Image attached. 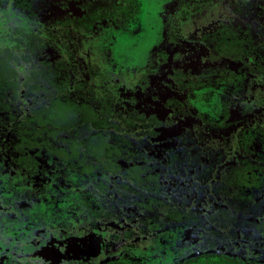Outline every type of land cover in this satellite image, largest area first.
I'll return each mask as SVG.
<instances>
[{
  "label": "rangeland",
  "instance_id": "obj_1",
  "mask_svg": "<svg viewBox=\"0 0 264 264\" xmlns=\"http://www.w3.org/2000/svg\"><path fill=\"white\" fill-rule=\"evenodd\" d=\"M14 1L0 0V49L9 48L24 59L32 58L35 64L39 57H54L64 62L54 65L50 80L45 79L42 72L31 73L36 80L31 84L32 90H27L45 98L49 105L45 112L54 111V108L61 110L56 103L65 99L49 102L47 94L33 90L36 85L46 84L49 89L63 86L58 96L61 97L67 93V86L72 88L79 83L78 92L71 93L70 89L69 94L74 99L94 94V104L107 94L113 104L112 118L119 125L126 121L122 118L131 116L129 112L145 117L156 115L161 119L158 136L146 137L154 143L156 154H163L164 140L197 127L202 117L210 121L222 117L218 91L193 88L187 80L223 67L231 78L227 91L237 102L231 108L235 112L232 117L258 113L264 122V74L251 72L250 62L237 65L229 58L212 59L211 46L200 38L228 15L227 3L219 0H140L142 16L139 9L132 10L130 19H126L119 10L120 13L113 16L115 20L97 21L94 30L88 33L74 32L78 45L71 51L74 46L67 45V41L71 42L67 25L59 24L60 30L55 32V22L66 15L83 14L85 9L81 2L85 0L41 1L34 17L24 15ZM262 6L259 22L264 27V4ZM68 28L74 29L71 24ZM142 29L146 34L144 40L150 42L148 47L141 46V41L137 40V33ZM46 30L56 34L43 50L36 44L25 47L35 39L49 38ZM163 30L164 43L161 42ZM116 34H120L117 41ZM171 38L179 43L190 38L194 50L188 48L187 53L195 55L199 50L194 70L173 74L168 67L179 64L175 58L162 68L170 55L167 46ZM121 40L126 42L122 44ZM142 54L147 56L145 62L150 59L148 63L153 65L142 61ZM134 65L132 70H127ZM20 90L23 91L22 85ZM167 95L170 98L166 99ZM25 113L26 110L20 115ZM61 117V113H54L51 119L82 134L86 131L79 115L72 116L68 123L62 122ZM132 123L135 126L131 134L140 136V128L136 122ZM251 132L247 130L248 134ZM9 138L11 136L5 134L0 147L5 146ZM49 142L53 148L25 149L32 160L22 166L10 164L7 155L0 156V264H264V215L257 218L263 223L258 238L248 240L242 237L240 229L238 234L221 230L222 221L215 219L218 215L213 218L220 230L211 231L186 222H162V218L145 221L141 210H130V207H122L117 214L120 205L112 204L114 192L111 189L117 190L115 177L100 170L78 173L54 150L59 147ZM257 152H264L259 143ZM98 181L107 185L103 191L96 186ZM133 184L140 186L134 180ZM256 192L259 198L264 195L259 189ZM220 231L224 236L219 235Z\"/></svg>",
  "mask_w": 264,
  "mask_h": 264
},
{
  "label": "flooded vegetation",
  "instance_id": "obj_2",
  "mask_svg": "<svg viewBox=\"0 0 264 264\" xmlns=\"http://www.w3.org/2000/svg\"><path fill=\"white\" fill-rule=\"evenodd\" d=\"M58 1L59 0H48L47 2H45L42 0V2L45 3ZM201 1L212 2L214 0ZM219 1H222L225 4L227 3V6L229 8L228 15L226 17H223L222 21H219L210 29L205 31L204 34L200 37L202 40L206 41V44L211 46V55L213 57L212 59L219 60L221 58H229L232 63L237 65L238 63L250 62L251 72H261L264 74V65L262 64V62H264V59H261L264 58V27L259 22L260 16L261 14H263L262 5L264 4V0H242L244 2H254V6L252 7H248L245 4L242 6H238L236 2L237 0ZM40 2L41 0H39L37 4H34L32 7L35 11V14L26 13L24 7L16 4V0L14 1V5L20 8L24 15L34 17L38 14V7L40 6ZM141 4L142 3L140 0H85L81 2V7H84L85 12L78 16L70 17L66 15L62 18L57 19V21L55 22V32L60 30L59 24H64L63 21L66 18L70 19L67 23H65L67 25L69 34L68 39L71 40V42L67 41V45L74 46L71 47L73 49L71 51H75L74 49L78 44L75 43V38L77 35H75L74 32H77L78 34L80 30H82V32L88 33L89 31L94 30L95 23L97 21L114 18L113 16L120 13L119 10H121L124 18L130 19L132 10L136 12L139 9V6L140 9H142ZM140 9L139 13L142 16L143 13H141ZM84 17H86L85 20H83ZM232 23L238 24L242 28H246L248 32H252L256 37V47L253 51H240V54H237L239 53V49L237 48L238 45L235 46L231 43L216 41L213 35V31L218 28V26H230L232 25ZM69 24H71L74 29L70 30L68 28ZM46 32L47 35L50 36L49 38L45 39L43 37L40 40L35 39V42L33 43H28V45L26 43L25 47L27 48L29 45L33 46V44H36L39 46V50H43L45 45L50 43L48 40L53 36V34H56L55 32L52 33V31L48 30H46ZM257 32L260 33L256 34ZM118 35L120 34L114 35V38L116 37V41L118 40ZM145 35L146 34L142 29L141 33H137V40L141 41V46L148 47L149 45H147V43L149 41L147 39L144 40ZM81 37L83 38V34H81ZM205 37H207L208 39H204ZM164 38L165 37L163 30V37L161 39L162 43H164ZM124 39H128L126 35L124 36ZM125 40H121L120 42L124 44L126 42ZM170 40L171 43H169L167 46V52L168 54L170 53V55L166 59V62L162 64V68H165V64L169 60L175 58L179 62V64L168 67L171 68L173 74H187L186 71L194 70V67L197 66V57L195 58V56H198L199 50L198 52L196 50L197 54L195 53V55L187 53L188 48L191 51L193 49L191 48V44H193L190 42L191 39L187 38L181 43L176 42L175 38H171ZM218 46L224 49L226 52H220L217 48ZM171 49H173L172 52H170ZM135 53L136 52L133 53L134 57ZM257 54H260V57ZM146 57L147 56L144 54L140 55V59L144 62L146 61ZM130 59L133 60L132 58ZM148 62H150V59L145 63ZM59 63L64 62L58 59H54V57H50L49 59L39 57L38 62L35 64L33 63L32 58L24 59L22 55L13 53V51H11L9 48L0 49V66L3 67L2 69H0V87H3L2 84L4 83H2V81H5V88L0 91V126H2L4 129L6 128L15 130L14 128H17L19 129L17 131L26 134H32V132L37 130L38 132H40L39 136L40 134L46 133L47 131H56L52 135L56 136L59 139L56 140V145L59 147L64 144H62L60 140H62V138H64L65 136L73 133L75 135L82 133L74 129H69L70 127H65V125H60V123L54 122V120L51 119L54 116V113H61V121L66 123L70 122L72 116L79 115V120L84 121V124L87 128L86 132L102 128V131H106L109 133L108 136L106 135V140H109L112 134H120L127 137L129 143H126V145L130 146V150L133 154H136L134 156L136 158L133 161L139 165H143L141 168H139L138 172L135 175H132V178L136 179L137 183L139 182L142 188H144L146 185L144 179L148 173V171H146V167L148 165L152 167L150 171L157 170L158 174L160 175V177H162L163 180H166L167 178L169 182H172V179L179 178L183 182V180L176 174L185 173L176 170L174 172L169 165H177L176 167L179 170L182 169L179 165L176 151L184 147L183 144L185 143V141H187V138H189L190 143L192 139V142L196 146L198 145V148L193 147V151L197 153V162L188 167V171L193 177H202L204 175L203 173L196 174L195 172V170L199 167L197 165L200 161L198 159V155L201 154L202 156L200 157H204V159L209 162L210 159L208 157L219 154V157L212 161V163L214 164V172H212V176H210L208 178V181L206 182V190L200 193H188L189 199L185 200L180 199L182 197L181 194H179V198H176L178 200H174L171 202V199H167L170 204L168 208L171 207L172 209L175 206L176 208L182 209L186 206V204H190L196 206L198 210L199 207H202V205H204L210 211H213V209H216V211H218L217 209L220 208L219 203L221 202V200L231 201V203L236 205L235 200L242 199L241 194L247 193V195H249L250 197L251 203L258 204L255 206H253V204H245L244 212L242 210L243 206L240 207L241 218L243 219L244 217L246 221V223L243 222L244 224L241 225V229L244 230V228L246 227L248 229V237H242L248 240H255L258 238V232L262 230L263 223L261 220H257V218L264 215V195L260 198L257 197L259 193H257L256 190L259 189L260 192L264 191V152L262 154L257 152V144H261L262 148H264V122L261 121V116L258 113L232 117L235 112H232L231 108L233 107V104H236L237 102L233 101L235 97L231 95V92L229 93L227 91L229 89V85H231V78L230 75L223 70V67H219L217 70L203 73L199 78L187 80L191 82L193 88H209L210 92L218 91L219 101L223 108L222 117L216 121L206 120L204 117H202V122L197 127L186 129L183 132L175 134V136L164 140L162 142V147L164 148L163 154H156L155 145L154 143L149 142V138L158 136L159 128L162 126L161 119H159L156 115L145 117L144 115L137 112H129V115L131 116H128L127 119L122 118L124 121H126L125 123H123V125H119V123L117 121L115 122V120H113L112 118V116H114V113L112 112L113 104L111 102L110 96H108L107 94L101 96L97 104H94V102L92 103V99L96 98L94 94L87 97L81 96L79 99H74L72 95L69 94L70 89L71 93L78 92V90L81 88L79 86V83H77V85L73 86L72 88L67 86V93H65L61 97L58 96L62 93L63 86L49 89L48 85L46 84L40 83L39 85H36L33 90L36 91L38 89V91L40 90L41 92H44V94H47L49 102L62 97H64L65 99L64 101H57L56 103L60 105L61 110L57 109V111H55L54 108V111L45 112V110L47 111V108L49 106L46 104L45 98L42 95L36 94L37 92H33L31 94L28 91L32 90L31 84L36 80V78L33 77L31 73L33 72L34 74L35 72H42L45 79L48 78L50 80L49 75L52 74L54 65ZM16 64L18 65L16 66ZM150 65L153 64L148 63V66ZM18 67L21 68L20 71L18 70ZM134 67L135 65L128 68L127 70H132V68ZM142 67L144 68V66ZM80 83L82 82L80 81ZM21 85L23 91L20 90ZM42 89L44 91H42ZM168 98H170L169 95H167L166 99ZM35 99H37V101ZM20 107L24 108L23 111L26 110V113L23 116L20 115V113L23 112L20 110ZM90 107H92L91 110ZM167 108L168 106L166 105L165 109ZM81 113H83V116H81ZM27 120L29 125H24L26 126V129H20V123L24 124V122H27ZM106 121L111 122L112 124L110 125L108 123V125H105ZM132 121L136 122L137 127L140 128V136H133L131 134V130H133L132 127L135 126ZM74 125H77V123ZM247 130H251L252 132L248 134ZM148 135H150L149 138L146 137ZM90 136L91 140H105L104 136L99 134L93 135L91 133ZM49 138L50 137H48V140L52 142H54L56 139L55 137H53L54 140ZM176 156L177 160H175ZM170 160H172L173 162L168 163ZM162 162H164V165L162 164ZM246 162L255 163L258 166L248 168L245 165ZM232 170H236V172ZM252 171H254L257 176H260L262 178V187H258L256 184L245 186L244 184H242V182H240L239 175ZM204 172L206 173V169L204 170ZM235 176L237 177V181ZM213 186L215 187L212 191ZM207 190L210 191V193L195 199L197 196L203 194ZM140 192L144 193V191ZM228 193L230 199L227 198ZM181 201L185 203L183 204ZM228 207L230 208L229 205ZM156 210L159 211L158 208H156ZM165 211L166 207L163 211H161L159 215H157L158 218H162L160 219V221L162 222L166 221L164 220L166 219L164 218ZM151 219L158 220L157 218ZM239 229L236 234H238ZM222 232L223 231H220L219 233L221 237L224 236ZM214 243L215 242H213V244ZM229 261L230 260H227V262Z\"/></svg>",
  "mask_w": 264,
  "mask_h": 264
},
{
  "label": "trees",
  "instance_id": "obj_3",
  "mask_svg": "<svg viewBox=\"0 0 264 264\" xmlns=\"http://www.w3.org/2000/svg\"><path fill=\"white\" fill-rule=\"evenodd\" d=\"M38 1L39 0H16V4L24 7L26 13L35 14V11L32 7L34 4H37ZM43 1L47 2L48 0ZM236 2L238 6H242L244 4L248 7L254 6V2H244L242 0H237ZM85 19L86 17H84L83 20ZM69 20L70 19L66 18L63 22L67 23ZM259 33L260 32H257L256 34ZM213 35L218 42H227L234 44L235 46L238 45L237 48L239 49V53L237 54H240V51H253L256 47V37L253 35V33L248 32L246 28H242L235 23H232L230 26H218V28L213 31ZM217 48L220 52H226L219 46ZM2 83L4 84H2L3 87H0V91L5 88V81L3 80ZM108 123L110 125L112 124L111 122L106 121L105 125H108ZM24 125H29L28 120L27 122H24V124L20 123V129L25 130L26 126ZM14 129L15 130L6 128L4 129L2 126H0V140H2V137L5 134H9L11 136V138L6 140L7 144L3 147H0V156H9V162L14 166H22V164H28L32 160V157L27 155L24 151L27 148H35L34 146L53 148L48 140V137H50L49 139L55 137L56 139L54 141V145L57 144L56 140L58 138L52 135L56 131H47V134L43 133L39 136L40 132L37 130L32 132V134H26L17 131L19 130L17 128ZM102 130L103 129L101 128L92 131L90 130L89 132L85 131L82 135H75L74 133L69 134L60 140L62 144H64L59 146V149L54 150L64 157L69 168L76 170L78 173L89 174L95 170H100L104 173H110L115 177L114 181L115 183H118L117 190L115 191L114 188L111 189L114 192V200L112 204L120 205V208L116 207L119 211L117 214L121 212L122 207H130V210H141L143 214L142 219L147 221L151 218L159 219L157 215H159L166 207V211L164 213V218L166 219L164 220L169 219L175 223L186 222L187 224H193L197 227L211 231H219V227L222 226V229H227L228 231L236 234L239 227L241 229V225L246 223L244 217L243 219L241 218L240 207L243 206L242 210L244 212L245 204H253V206L258 204L251 203L249 195H247V193H242V199L235 200L236 205L231 203V201L221 200L219 203L220 208L217 209L218 211H216V209L210 211L204 205L199 207L198 210L196 206L190 204H186V206L182 209L176 208L174 206L172 210L171 207L168 208L170 204L167 199H171V202L178 200L176 198H179V194H181L182 197L180 199L185 200L189 199L188 193H200L207 189L206 182L208 181V178L212 176V172H214V164L212 161L219 157V154L215 153V156L208 157L210 159L209 162H207L204 157H200L202 156L201 154L198 155V159L200 161L197 165L199 167L195 170V172L196 174L203 173L204 175L202 177H193L188 171V167L197 162V153L193 151V147L198 148V145L196 146L192 142L191 138L190 143L189 138H187V141H185L183 144L184 147L176 151L179 165L182 169L179 170L176 167L177 165H169L174 172L176 170L185 173L176 174L183 180V182L179 178L172 179V182H169L167 178L166 180H163L158 174L157 170L150 171L152 167L148 165L146 167V171H148V173L144 179L146 185L144 188H142L141 186L133 184V180L135 183H137V180L131 178L132 175H135L139 168H141L143 165H139L133 161L136 158L134 157L136 154H133L130 150V146L126 145V143H129L127 137L120 134H112L110 139L106 140L109 133ZM91 133L93 135L99 134L104 136L106 141L91 140ZM177 156L175 160H177ZM171 162L173 161L170 160L168 163ZM162 164L164 165V162H162ZM245 165L248 168L258 166L255 163L249 162H246ZM205 169L206 173L204 172ZM232 171L236 172V170ZM239 176L240 182H242V184L245 186L256 184L258 187H262L263 180L260 176H257L254 171L246 172ZM130 180L132 182H130ZM96 186H99L101 191L107 187L104 181L96 182ZM214 187L215 186L212 187V191L214 190ZM140 191H144V193ZM208 193H210V191L207 190L203 194L197 196L195 199ZM227 198L230 199L229 193L227 194ZM181 202L183 204L185 203L183 201ZM156 208H158L159 211H157ZM105 211L107 212V207ZM109 214H112V212ZM215 215H218V218L215 219H217L220 223L222 221L219 227L213 218ZM247 230V227L244 228V230L241 229L242 236L245 238L248 237ZM231 262L232 261H229V263Z\"/></svg>",
  "mask_w": 264,
  "mask_h": 264
}]
</instances>
